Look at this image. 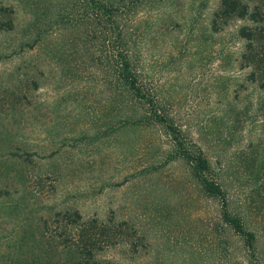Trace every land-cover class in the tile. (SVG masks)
Segmentation results:
<instances>
[{
    "label": "rangeland",
    "instance_id": "374dc122",
    "mask_svg": "<svg viewBox=\"0 0 264 264\" xmlns=\"http://www.w3.org/2000/svg\"><path fill=\"white\" fill-rule=\"evenodd\" d=\"M236 1L247 14L139 0L110 27L66 0H0L14 23L0 30V264H47L28 240L69 236L65 211L111 264H264V0ZM120 52L208 157L253 252L151 105L120 88Z\"/></svg>",
    "mask_w": 264,
    "mask_h": 264
},
{
    "label": "trees",
    "instance_id": "16d2710c",
    "mask_svg": "<svg viewBox=\"0 0 264 264\" xmlns=\"http://www.w3.org/2000/svg\"><path fill=\"white\" fill-rule=\"evenodd\" d=\"M139 0H66V4L70 5L73 9L82 11V18L88 21L105 26L115 27L117 17L120 11L126 9L128 3L136 4ZM228 11L234 12L243 16L248 13L245 6L238 9V2L233 0H223ZM129 8V7H127ZM253 18L259 16L258 11L250 13ZM13 20L7 19L0 21V30H10L13 28ZM241 32L249 40L251 33L245 29ZM35 42V41H34ZM34 43H28V47L33 46ZM22 46V45H21ZM117 72L121 89L128 91L138 100L146 101L153 109L154 118L170 130L175 146L181 153V156L192 167L193 173L202 185L203 190L214 197L219 198L221 205V217L228 223L235 232L240 234L245 241L246 246L253 252L255 250V234L253 231L247 229L240 216L231 212L225 198V192L222 185L217 181L216 176L213 174V169L208 157L204 154L200 147L190 145L187 146L184 137L181 135L180 130L173 126L172 120L164 112L156 111V103L152 99V91L144 85H141L137 74L134 72L131 62L127 55L119 54V63ZM17 155V153H12ZM66 222L65 226H69L70 235H65L66 230L59 231L57 237L54 235L52 239L45 241L44 238L31 237L29 238L28 248L35 245L38 249L37 256L39 262L41 259L47 264H111L109 261L102 260L98 257V253L102 249L98 235L95 231H88L85 223H82L81 215L77 211L70 213L65 211ZM83 228H86L83 230ZM33 236V234H30ZM53 240V241H52ZM52 241V244L50 242ZM31 243H33L31 245ZM50 244V245H49ZM55 253V254H54ZM55 257L56 259H53Z\"/></svg>",
    "mask_w": 264,
    "mask_h": 264
}]
</instances>
